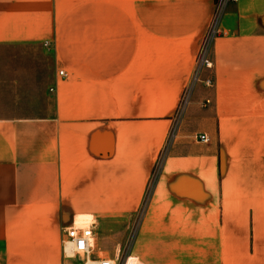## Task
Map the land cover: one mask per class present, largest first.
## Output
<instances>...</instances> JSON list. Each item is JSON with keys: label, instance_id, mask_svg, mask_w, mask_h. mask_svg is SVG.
<instances>
[{"label": "crops", "instance_id": "1", "mask_svg": "<svg viewBox=\"0 0 264 264\" xmlns=\"http://www.w3.org/2000/svg\"><path fill=\"white\" fill-rule=\"evenodd\" d=\"M214 1L0 0V48L35 46L54 67L44 115L0 117V264H61L75 216L115 253ZM226 14L213 105L194 98L183 119L217 138L181 132L165 157L131 240L141 264H264V0Z\"/></svg>", "mask_w": 264, "mask_h": 264}, {"label": "rangeland", "instance_id": "2", "mask_svg": "<svg viewBox=\"0 0 264 264\" xmlns=\"http://www.w3.org/2000/svg\"><path fill=\"white\" fill-rule=\"evenodd\" d=\"M220 3V0H215L211 8V14L208 19L207 25L202 31V35L199 39L197 48L195 50L194 59L192 63V68L190 74L185 82L179 83L177 92L173 91L175 88H171L170 99L173 101L172 97H176V105L174 110L170 115H167L171 119L170 126L167 128V132L163 136L162 143L157 150V155L155 158L154 168L151 171L147 183V190L145 196L143 197L140 207L133 213L130 219L132 223L127 229L128 233L126 237L121 241L116 248L114 254H109L108 251H103L94 240V252L103 257L124 255L129 242H131L138 223L143 218L145 209L148 202V192L149 187L155 185L157 178L162 171V165L165 157L169 154L170 149L175 144L178 137L181 136V132L188 135L186 139H193L196 143L209 144L211 141H215L217 136L216 131H212V134H208L209 140L203 142L198 139L201 130L195 131V125L190 119L188 122H183L185 113L192 101H197L199 108L201 110L207 109L209 106L213 105V95L214 93H207L210 89L214 88V61H213V47L215 40L218 36L222 35L223 25L227 17V10L230 4L225 7L224 14L222 16L220 29L221 33L212 42L209 50V59L211 61L210 67H203L200 70L197 69L198 56L201 47V42L209 29V25L212 18L213 8ZM112 36V35H107ZM180 70L182 67H176ZM54 67L52 65V60L49 55L40 54L37 47L32 45L25 46H12L0 48V117H29L44 115L46 107L49 105L48 99V89L47 85L50 83V78L53 75ZM15 80V82L13 81ZM168 85V83H167ZM165 84L162 82H155L154 93H162V89ZM200 89L201 93H198ZM162 117V116H158ZM198 119V118H197ZM202 124L208 125V120L201 117ZM195 126V127H194ZM216 129V128H215ZM217 128V133H218ZM215 132V133H214ZM264 133V131H263ZM190 135V136H189ZM206 135V134H205ZM96 221L90 226L94 228ZM111 252V250H109ZM73 263H80V259L76 258L71 260Z\"/></svg>", "mask_w": 264, "mask_h": 264}, {"label": "built area", "instance_id": "3", "mask_svg": "<svg viewBox=\"0 0 264 264\" xmlns=\"http://www.w3.org/2000/svg\"><path fill=\"white\" fill-rule=\"evenodd\" d=\"M238 0H220V3L213 8L212 18L208 31L202 39L201 47L198 56L197 71L203 67H210L211 61L209 59V50L212 42L221 33L220 24L222 16L225 11V7L231 3H236ZM58 74L65 75L64 70H59ZM52 90V88H50ZM199 140L207 142L209 137L205 134H200ZM93 227H75L72 223L62 227V237L60 241L61 247V264H128V259L132 254L130 252L131 242L127 246V250L124 255H116L103 257L94 254L93 245ZM80 259V263H69L73 259ZM135 261L131 264H141L138 258L135 257Z\"/></svg>", "mask_w": 264, "mask_h": 264}, {"label": "bare ground", "instance_id": "4", "mask_svg": "<svg viewBox=\"0 0 264 264\" xmlns=\"http://www.w3.org/2000/svg\"><path fill=\"white\" fill-rule=\"evenodd\" d=\"M93 222H94V220H90V219L82 217V216H75L72 224L75 227H90V223L92 224ZM93 245H94V234H93ZM99 256H101V255H99ZM135 260L133 259V255H130V257L128 259V264H131Z\"/></svg>", "mask_w": 264, "mask_h": 264}]
</instances>
